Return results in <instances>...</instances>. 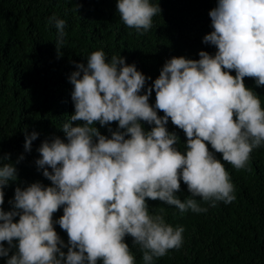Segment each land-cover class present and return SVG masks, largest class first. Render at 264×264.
<instances>
[{"label":"clouds","instance_id":"obj_1","mask_svg":"<svg viewBox=\"0 0 264 264\" xmlns=\"http://www.w3.org/2000/svg\"><path fill=\"white\" fill-rule=\"evenodd\" d=\"M116 10L140 35L161 12L150 0H117ZM208 15L212 31L202 43L214 46L215 54L167 60L150 87L151 78L134 64L121 56L107 60L102 50L92 52L86 64H75L69 77L74 113L62 125L64 140L53 137L37 149L35 164L51 186L17 187L5 212L3 189L17 176L14 165L4 163L9 156L0 157V258H7L6 264H136L126 237L139 247L143 264H153L182 246L184 229L167 224L162 214H150L148 201L183 214L208 211L197 198L209 207L236 199L215 154L237 171H250L251 153L264 145V108L244 84L252 78L264 86V0H217ZM48 24L56 29L59 57L66 24L55 15ZM169 120L184 133L183 152L178 136L166 127ZM113 123L115 131L109 127ZM96 124L108 127L110 137ZM37 137L25 135V152ZM181 182L190 194L183 201L176 195ZM61 208L62 216L53 221ZM54 224L66 232L67 244Z\"/></svg>","mask_w":264,"mask_h":264},{"label":"trees","instance_id":"obj_2","mask_svg":"<svg viewBox=\"0 0 264 264\" xmlns=\"http://www.w3.org/2000/svg\"><path fill=\"white\" fill-rule=\"evenodd\" d=\"M116 3L117 0H0V157L9 156L4 163H12L17 176L3 189L5 212L11 210L9 201L17 187L23 190L37 182L51 186L35 164L40 158L37 149L53 137L64 140L62 125L74 113L69 77L77 70L75 64H86L92 52L102 50L107 60L121 56L127 64H134L151 78L146 82L150 87L167 60H198L201 51L215 54L216 48L202 40L212 31L208 13L216 7L217 0H150L158 4L161 12L152 18L151 29L143 35L123 24ZM53 15L66 24L59 57L56 29L48 24ZM230 74L235 76L234 71ZM244 84L258 95L264 108V86L257 87L252 78H245ZM149 103L154 105L155 92ZM158 116L163 113L158 112ZM141 124L145 131L151 130V126ZM95 126L110 137L108 127ZM109 127L115 131L117 125ZM166 127L178 136L177 148L183 152V131L170 120ZM32 132L38 137L31 151L25 152V135ZM21 155L24 159L16 163ZM215 155L230 175L236 199L231 204L219 202L209 207L197 198L208 211L189 210L183 214L174 206L148 201L150 214H162L167 224L184 229L182 246L154 258L153 264H264V145L251 153L247 165L250 171H237L220 154ZM176 195L181 201L190 195L182 182ZM62 214L61 208L53 214V221ZM54 230L67 244L66 232L58 224H54ZM124 242L136 264H143L142 252L133 245L132 238L126 237ZM62 251L66 253L67 248ZM6 259L0 258V264H6Z\"/></svg>","mask_w":264,"mask_h":264}]
</instances>
